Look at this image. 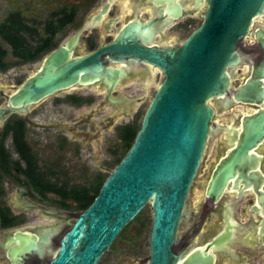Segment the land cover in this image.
I'll list each match as a JSON object with an SVG mask.
<instances>
[{
	"label": "flooded vegetation",
	"instance_id": "obj_1",
	"mask_svg": "<svg viewBox=\"0 0 264 264\" xmlns=\"http://www.w3.org/2000/svg\"><path fill=\"white\" fill-rule=\"evenodd\" d=\"M19 1L0 0V264H48L63 233L92 203L81 209V196L73 195L104 181L125 155L133 140L126 149L121 133L133 126L138 131L141 123L137 126L138 111L132 113L129 105L148 106L162 71L108 50L99 59L105 69L116 70L114 76L100 73L93 82H77L24 107L13 106L11 96L61 46H70V58L83 57L128 33L146 47H177L202 23L208 4L70 0L59 14L51 11L40 21L28 16L29 7L20 8ZM259 32L264 35V17L254 19L249 35L237 43L242 63L234 68L232 85L243 80L248 63L260 60ZM210 104L215 110L211 130L174 250L208 248L212 264H264V141L251 149L258 160L245 162L246 177L229 178L216 200L206 195L214 169L231 150V132L214 127H235L240 138L243 117L256 108L234 104L222 109L217 98ZM20 235L34 236L38 249L12 257Z\"/></svg>",
	"mask_w": 264,
	"mask_h": 264
},
{
	"label": "water",
	"instance_id": "obj_2",
	"mask_svg": "<svg viewBox=\"0 0 264 264\" xmlns=\"http://www.w3.org/2000/svg\"><path fill=\"white\" fill-rule=\"evenodd\" d=\"M207 4L202 23L177 47H146L128 33L83 57L70 58V46H61L11 96L13 106L24 107L77 82H93L100 73L114 76L116 70L105 69L99 59L108 50L162 71L129 149L92 203L63 233L48 264H97L123 227L146 205L151 211L147 264H212L208 248L177 253L174 245L211 130L213 98L222 109L234 104L256 109L243 117L240 138L235 127H214L231 132V150L214 169L206 195L216 200L229 178L237 173L240 178L247 176L245 162L258 160L251 149L264 141L262 32L257 34L263 50L260 60L248 63L240 83L233 86L232 81L234 68L242 63L237 43L249 35L254 19L264 17V0H207ZM18 237L20 244L12 247V257L38 249L34 236Z\"/></svg>",
	"mask_w": 264,
	"mask_h": 264
},
{
	"label": "rangeland",
	"instance_id": "obj_3",
	"mask_svg": "<svg viewBox=\"0 0 264 264\" xmlns=\"http://www.w3.org/2000/svg\"><path fill=\"white\" fill-rule=\"evenodd\" d=\"M68 2H70V0H20L19 7H29V12L26 14L36 20L42 21L48 16L49 12L58 10L61 4ZM238 72L241 73L242 71L239 70ZM238 82L239 78L234 80L233 85L235 86ZM146 106L147 105H129L132 113L136 110L138 111L137 126L140 123ZM112 109V107L107 106L108 111H112ZM228 121V119H225V122L228 123ZM193 197L194 196H192V199ZM35 221H39L38 218L35 219ZM71 222L72 220L70 223ZM150 225L151 211L150 207L147 205L138 214V218L130 221L120 232L109 249L101 256L98 264H115L118 260L123 259L128 264H146L148 259V234ZM218 244H220V240Z\"/></svg>",
	"mask_w": 264,
	"mask_h": 264
},
{
	"label": "trees",
	"instance_id": "obj_4",
	"mask_svg": "<svg viewBox=\"0 0 264 264\" xmlns=\"http://www.w3.org/2000/svg\"><path fill=\"white\" fill-rule=\"evenodd\" d=\"M56 14H59L58 10L53 13V15H56ZM136 132H137V127L133 126V127L129 128V129L123 130V132L121 133V137H122V139H123V141L125 143V148L126 149L129 147L131 141L134 139ZM117 160H119V159H117ZM102 183H103V178H100L98 180V182L96 184H94V185H91L89 189H84V190H82V192L80 194L78 192V195H73L74 198H78V196H81V198H78L79 207L81 209L86 208L93 201L95 196L98 194V191H99ZM34 187H36L38 189L41 186H40V184H37V185H34ZM136 218H138V216ZM4 223H5L4 225H8V223H6V222H4ZM143 223H141V224H143Z\"/></svg>",
	"mask_w": 264,
	"mask_h": 264
}]
</instances>
